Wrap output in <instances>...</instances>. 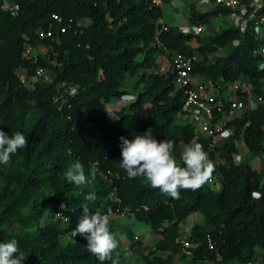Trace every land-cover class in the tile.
<instances>
[{
  "label": "trees",
  "instance_id": "obj_1",
  "mask_svg": "<svg viewBox=\"0 0 264 264\" xmlns=\"http://www.w3.org/2000/svg\"><path fill=\"white\" fill-rule=\"evenodd\" d=\"M170 1L0 0V131H20L28 140L7 166L0 165V243L17 240L19 254L26 255L21 264H129L118 246L112 259L100 262L86 251L83 237L72 239L83 207L90 214L109 215L114 237V215L131 217L158 236L133 264H264L257 253L264 249V178L259 171L264 162L253 169L246 161H264V105L227 122L232 135L218 145L209 148L208 139L197 140L215 166L212 176L219 191L205 183L172 199L144 177L129 179L119 165L120 137L131 141L151 128L157 142H175L174 155L183 167L182 146L195 136L189 123L176 122L183 116L184 95L173 85L172 68L156 72L157 56L195 54L191 75L208 78L219 89L242 79L264 98L261 56L253 54L262 41L252 30L241 33L223 21L225 26L211 36L184 35L162 20L161 5ZM4 2L17 6L15 15L2 8ZM197 3L186 6L189 26L205 27L224 15L219 7L199 11ZM47 31L49 37H38ZM26 47L36 52L34 59L22 58ZM222 50V56L209 61ZM36 68L45 70L49 82L32 79ZM18 70L28 78L26 84L20 83ZM127 77H136L130 87L132 92L138 88L136 100L121 108L119 120L109 121L106 105L130 95L122 85ZM69 86L75 87L72 94L66 91ZM235 140L246 160L236 162ZM76 162L87 178L79 186L64 176ZM42 188L48 197L21 216L20 209ZM91 194L94 200L88 199ZM59 207L69 218L66 224L51 221ZM192 214L201 222L180 237V223ZM65 235L71 240L61 247ZM182 239L193 245L188 260L181 254Z\"/></svg>",
  "mask_w": 264,
  "mask_h": 264
},
{
  "label": "built area",
  "instance_id": "obj_2",
  "mask_svg": "<svg viewBox=\"0 0 264 264\" xmlns=\"http://www.w3.org/2000/svg\"><path fill=\"white\" fill-rule=\"evenodd\" d=\"M158 4V1H155ZM198 7H219L224 10L223 14H218L217 18L226 22V24L244 32L246 29H251L257 39L262 43L253 52L261 56L258 63L260 69H264V30L259 35L258 28L264 29V0H198ZM4 10H7L12 16L16 14L17 6L4 2L2 5ZM52 18H56L52 16ZM186 24V23H185ZM203 27L189 26L186 24L179 32L184 35L197 36L201 35ZM50 36V32H40L38 37L41 39ZM23 59H34L37 55L31 47H26L22 51ZM198 57L193 54L185 57L178 53H171L167 58L166 65L159 64L156 72L162 73L167 68H172L175 75L173 78V85L176 88L182 89L183 103L182 111L185 121L189 123L195 132V136L191 144L198 143V139H208V147L218 145L221 139L232 135V130L226 126L227 122L232 118L237 117L242 111H249L257 106L264 105V98L253 94L250 91L249 85L242 79L228 83L224 88L215 87L212 81L200 75H191V64L196 61ZM33 80L49 82L45 70L36 68L33 73ZM21 84H26L28 78L23 72L19 75ZM63 86V84H61ZM75 87H67V93L72 94ZM224 133H228L227 136ZM237 151L235 160L239 161V154H241V143L235 140L233 143ZM236 161V162H237ZM262 178H264V164L259 167ZM217 180L215 176L206 182L207 185L213 184ZM52 222L67 223L66 216L59 207L57 211L53 212L51 217ZM134 240H137L133 237ZM182 244L181 254L185 259H189L190 250L193 245L189 244L185 239L180 241ZM194 264H213L212 262L201 260ZM246 264H259L247 262Z\"/></svg>",
  "mask_w": 264,
  "mask_h": 264
},
{
  "label": "clouds",
  "instance_id": "obj_3",
  "mask_svg": "<svg viewBox=\"0 0 264 264\" xmlns=\"http://www.w3.org/2000/svg\"><path fill=\"white\" fill-rule=\"evenodd\" d=\"M120 99L135 101L134 95H125ZM105 109V108H104ZM112 120H119L116 110L105 109ZM225 136L228 133H224ZM121 161L120 167L129 179L144 177L153 189H159L162 194L172 199H180L181 190H199L212 178L215 170L207 153L200 143L185 144L180 156L183 167L177 164L174 155L175 142L169 139L157 142L149 128L143 135H135L131 141L120 137ZM28 140L25 135L16 131L11 135L0 131V165L7 166L11 157L18 150L25 148ZM66 180L77 186L87 182L83 165L79 162L71 164L64 172ZM94 200V194L88 196ZM64 209L65 205H61ZM73 210V209H69ZM69 218L66 217V220ZM77 235L83 237L87 243V252L96 256L100 262L112 259L111 253L117 247V241L109 230V215L91 213L89 208L83 207V215L75 229L71 231L72 239ZM16 254V255H14ZM26 255L19 254V243L12 239L7 243H0V264H21ZM113 264H116L113 260Z\"/></svg>",
  "mask_w": 264,
  "mask_h": 264
},
{
  "label": "rangeland",
  "instance_id": "obj_4",
  "mask_svg": "<svg viewBox=\"0 0 264 264\" xmlns=\"http://www.w3.org/2000/svg\"><path fill=\"white\" fill-rule=\"evenodd\" d=\"M195 0H172L169 4L161 5L162 10V20L163 22L168 23L169 25H173L178 27V29L183 28L186 26L185 22V13H186V6ZM207 8L198 7L197 10L204 11ZM225 26V23L215 17L210 20V23L202 28L201 36L207 37L211 36L217 32H219L223 27ZM264 29L258 28L259 35L262 33ZM234 45V44H232ZM224 50L217 51L211 56H209V61H213L215 58L220 57L224 54ZM166 57L164 56H157L156 57V64H162L166 65ZM22 73L21 70H18V74L20 75ZM136 77H127L122 82V85L126 90L130 93V95H133L134 91H138V88L134 90L133 92L130 90L131 86L135 83ZM123 103H129L130 101H124ZM115 102V101H114ZM113 102V103H114ZM111 104V103H110ZM109 104V105H110ZM125 104V105H126ZM123 107V106H122ZM121 106L118 108V106L115 108L117 112L121 111ZM109 119V118H108ZM112 120V119H109ZM185 121L184 116H177L176 122L177 123H183ZM243 160H246L245 154L241 153L239 154V161L241 162ZM247 163L253 168L256 169L261 164L262 159L255 163L253 161L246 160ZM9 170L13 172H19V167L17 166H9ZM3 183L0 180V188L2 187ZM212 190L219 191V183L217 180L214 181L213 184L208 185ZM49 193L46 189H37L31 199L26 203L25 207L20 209L19 214L21 216H26L27 213L30 211V207L35 202L38 204L39 202L43 201L48 197ZM199 217V215H196ZM111 220L113 221V226L115 229V239L117 241V246L121 248L123 252V257L128 261L129 264H133V262L142 254H145L149 249L152 248L154 242L158 239V236L155 235L147 225L136 223L133 221L131 217L128 216H111ZM200 218V217H199ZM191 217H186L179 225V233L178 235L180 237H184V232L187 229V225H190ZM44 221L41 219L39 221V224H43ZM27 232H31L30 230H25ZM133 237H135L137 240H134ZM71 240L70 235H65L59 239V245L62 247L67 242ZM134 240V241H133ZM132 245V246H131ZM257 253L264 256V249H257Z\"/></svg>",
  "mask_w": 264,
  "mask_h": 264
},
{
  "label": "crops",
  "instance_id": "obj_5",
  "mask_svg": "<svg viewBox=\"0 0 264 264\" xmlns=\"http://www.w3.org/2000/svg\"><path fill=\"white\" fill-rule=\"evenodd\" d=\"M126 103H123V101L122 100H120V101H115L114 103L112 102L110 105L108 104V105H106V109H109V110H116L115 108L118 106V108L121 106H124ZM117 111V110H116ZM118 113H120V111L118 112ZM107 114V113H106ZM107 119H108V116H107ZM109 120V119H108ZM109 121H112V120H109ZM241 153H242V149H241ZM253 162H255V163H257V161L255 160H252ZM197 214H192V215H190V217H191V221H190V225H187V229H186V231L184 232V234H187V232H188V230H189V228L192 226V224L193 223H196V222H201V218H199V217H197L196 216ZM121 216H123V215H121Z\"/></svg>",
  "mask_w": 264,
  "mask_h": 264
}]
</instances>
